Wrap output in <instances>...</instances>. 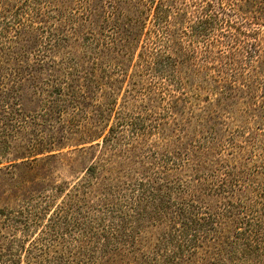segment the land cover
Instances as JSON below:
<instances>
[{
  "label": "trees",
  "instance_id": "16d2710c",
  "mask_svg": "<svg viewBox=\"0 0 264 264\" xmlns=\"http://www.w3.org/2000/svg\"><path fill=\"white\" fill-rule=\"evenodd\" d=\"M0 264H264V0H0Z\"/></svg>",
  "mask_w": 264,
  "mask_h": 264
},
{
  "label": "rangeland",
  "instance_id": "374dc122",
  "mask_svg": "<svg viewBox=\"0 0 264 264\" xmlns=\"http://www.w3.org/2000/svg\"><path fill=\"white\" fill-rule=\"evenodd\" d=\"M61 168V175H63L64 177H67V173L66 171L63 169V167H60Z\"/></svg>",
  "mask_w": 264,
  "mask_h": 264
}]
</instances>
